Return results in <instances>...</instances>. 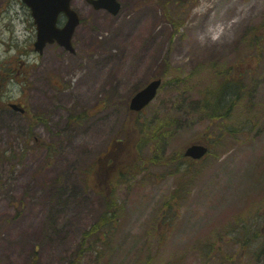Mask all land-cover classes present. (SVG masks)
<instances>
[{"label": "rangeland", "instance_id": "1", "mask_svg": "<svg viewBox=\"0 0 264 264\" xmlns=\"http://www.w3.org/2000/svg\"><path fill=\"white\" fill-rule=\"evenodd\" d=\"M119 1L113 16L73 0L74 53L38 54L29 8L0 0V264H264V0ZM214 64L243 88L208 119ZM141 138L164 147L134 164ZM198 140L204 158L175 159Z\"/></svg>", "mask_w": 264, "mask_h": 264}, {"label": "water", "instance_id": "2", "mask_svg": "<svg viewBox=\"0 0 264 264\" xmlns=\"http://www.w3.org/2000/svg\"><path fill=\"white\" fill-rule=\"evenodd\" d=\"M31 10L34 23L36 24V39L34 41V50L41 53L46 44L57 41L61 46L73 51L71 38L76 26L79 24V18L70 7L71 0H23ZM96 9L105 8L110 13L116 14L120 8L117 0H91ZM63 11L67 16V21L63 27H57L56 18L59 12ZM161 79L156 78L149 81L144 87L138 90L130 99L129 108L132 111H140L156 95ZM10 106L15 110L23 111L16 104ZM207 151V147L196 142L185 148L184 154L192 158H200Z\"/></svg>", "mask_w": 264, "mask_h": 264}, {"label": "trees", "instance_id": "3", "mask_svg": "<svg viewBox=\"0 0 264 264\" xmlns=\"http://www.w3.org/2000/svg\"><path fill=\"white\" fill-rule=\"evenodd\" d=\"M241 48H242V50H238L239 51L238 54L245 52L244 48L243 47H241ZM255 50H256V53H259L261 50V46L259 44H257L255 47ZM164 64H165V61H164ZM165 67H166V65H165ZM216 68H217V72L221 73V79H219V81H218V82H220L219 87L216 90H212L210 93H206V92L203 93L199 99L200 103H201L199 114L201 117H207L209 119L227 116L230 112L229 110L233 106V105H231V102H230V104L227 107H225V103L228 100L227 97L228 96L230 97L232 95L238 96L237 94H239L243 88V83L241 82L240 74L235 72L234 70H232L231 67L226 68L225 71H223L222 65H221V67L217 66ZM164 69L166 70V68H164ZM214 76H216V75L214 74ZM232 84H235L236 87L235 88L231 87ZM223 103H224V106H223ZM76 117L77 116H69L68 121L71 123V121L73 119H76ZM161 131H162V129H161ZM167 134H168V128H166L165 132L162 131L163 136H166ZM120 143L124 144L125 140H120ZM143 147H146L147 151H150L153 148V150H155L157 152L161 147L163 150L164 145L161 144L160 141H157L156 143H152L148 139H145V138L142 141V138H141L139 140V144L137 145L135 153L133 155L134 164H136L135 160L140 161V159L137 158L136 155L139 152H141V149ZM110 153H111L110 150H106L104 152V156H107ZM174 157H175V159H184L183 154H177V156L174 155ZM114 158H116V156L113 158H110L107 161V165L109 167H112V168L115 167V164L117 162H115L113 160ZM114 177H115V175H114ZM114 177H111V179H113ZM105 182L106 181H104L102 183L104 184ZM109 198L110 197L107 198V203H106V208H105L107 213H111V209L114 207L112 200H110Z\"/></svg>", "mask_w": 264, "mask_h": 264}, {"label": "flooded vegetation", "instance_id": "4", "mask_svg": "<svg viewBox=\"0 0 264 264\" xmlns=\"http://www.w3.org/2000/svg\"><path fill=\"white\" fill-rule=\"evenodd\" d=\"M160 2H163V0H159ZM85 2L87 3L86 5H89V6H91L92 7V5L90 4V2L88 1V0H85ZM159 3V2H158ZM93 8V7H92ZM76 9V8H75ZM90 9V8H89ZM77 10V9H76ZM95 10V9H94ZM65 22V17H64V15L62 14V13H60L59 14V16H58V19H57V24L59 25V26H61L63 23ZM71 53H74V51L73 52H71ZM20 104V103H19ZM22 105V104H21ZM25 109V108H24ZM27 111L25 110L24 111V113H26Z\"/></svg>", "mask_w": 264, "mask_h": 264}]
</instances>
